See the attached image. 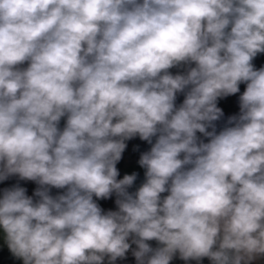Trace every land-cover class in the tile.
<instances>
[{
    "label": "clouds",
    "instance_id": "clouds-1",
    "mask_svg": "<svg viewBox=\"0 0 264 264\" xmlns=\"http://www.w3.org/2000/svg\"><path fill=\"white\" fill-rule=\"evenodd\" d=\"M261 54L264 0H0V182L36 185L0 192L7 250L22 264L264 260ZM137 137L150 148L130 191L138 173L117 165Z\"/></svg>",
    "mask_w": 264,
    "mask_h": 264
},
{
    "label": "built area",
    "instance_id": "built-area-1",
    "mask_svg": "<svg viewBox=\"0 0 264 264\" xmlns=\"http://www.w3.org/2000/svg\"><path fill=\"white\" fill-rule=\"evenodd\" d=\"M264 54H261L260 56L257 57V59L254 61L257 67L264 66L263 62ZM243 85L241 86V91H243ZM183 96L178 97V103L182 102ZM221 107L224 108L225 110V120L227 115L235 114L238 112V96L237 97H232V98H227L225 101L221 102ZM223 121H221V124ZM63 126V121L61 122V127ZM127 148L123 154L122 160L120 163L117 165V167L120 169L121 177L123 176L122 174V168L126 165H129L135 161L139 160L140 154L144 151H147L150 148V145H148L144 141H140L139 138H135L133 140L127 141ZM28 182V181H26ZM136 188L130 189V191H135ZM114 199L113 197L109 201H101V206L107 209H115V204H114ZM152 247H156L157 244L155 241L150 242ZM135 247V246H133ZM116 264H136L135 258L131 255V252L127 254V258L124 260H117Z\"/></svg>",
    "mask_w": 264,
    "mask_h": 264
},
{
    "label": "rangeland",
    "instance_id": "rangeland-1",
    "mask_svg": "<svg viewBox=\"0 0 264 264\" xmlns=\"http://www.w3.org/2000/svg\"><path fill=\"white\" fill-rule=\"evenodd\" d=\"M133 172L138 173L137 180L134 184V188H138L144 180V170L139 167L138 161H135L122 168V174H132ZM139 179L142 182L139 183ZM3 190V182H0V192ZM0 264H22L21 261L15 259L12 254L7 250L6 245L0 240Z\"/></svg>",
    "mask_w": 264,
    "mask_h": 264
},
{
    "label": "trees",
    "instance_id": "trees-1",
    "mask_svg": "<svg viewBox=\"0 0 264 264\" xmlns=\"http://www.w3.org/2000/svg\"><path fill=\"white\" fill-rule=\"evenodd\" d=\"M15 184H20L21 186L26 187L28 190L27 192L28 195H32L34 189L36 188V185L33 182L20 181L17 177H11L7 181L3 182V189L6 187H12ZM58 191L59 190L53 189L52 194L55 195ZM172 264H185V262L177 258L172 262ZM188 264H196V262L189 261ZM202 264H209V261L205 259L204 261H202Z\"/></svg>",
    "mask_w": 264,
    "mask_h": 264
},
{
    "label": "crops",
    "instance_id": "crops-1",
    "mask_svg": "<svg viewBox=\"0 0 264 264\" xmlns=\"http://www.w3.org/2000/svg\"><path fill=\"white\" fill-rule=\"evenodd\" d=\"M263 62H264V58H263ZM173 72L176 71V69H172ZM256 264H264V260L258 261L256 262Z\"/></svg>",
    "mask_w": 264,
    "mask_h": 264
},
{
    "label": "water",
    "instance_id": "water-1",
    "mask_svg": "<svg viewBox=\"0 0 264 264\" xmlns=\"http://www.w3.org/2000/svg\"><path fill=\"white\" fill-rule=\"evenodd\" d=\"M142 182V179H139V183H141Z\"/></svg>",
    "mask_w": 264,
    "mask_h": 264
}]
</instances>
